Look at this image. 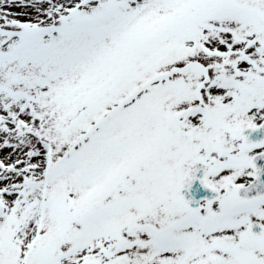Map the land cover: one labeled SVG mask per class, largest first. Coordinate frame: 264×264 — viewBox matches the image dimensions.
Instances as JSON below:
<instances>
[{
	"label": "rangeland",
	"instance_id": "rangeland-1",
	"mask_svg": "<svg viewBox=\"0 0 264 264\" xmlns=\"http://www.w3.org/2000/svg\"><path fill=\"white\" fill-rule=\"evenodd\" d=\"M186 1L0 0V149H8V155L13 153L10 157L5 154L4 161L0 159V251L9 264H22L17 255L21 241L17 232L28 223L26 212L35 208L33 211H41L45 220L49 210H55L51 212L58 217L57 210L77 221L81 217L82 203L75 193L57 204V200L48 199L51 185L49 192L38 189L31 200L34 207L28 209L27 203L23 204L26 192L14 188L21 176L49 186L54 168H50L51 161L49 167L46 165L47 148L50 159L61 162L55 166L59 169L55 179L65 180L67 175V180L79 184L87 176V181H93L97 173L91 165L104 158L101 147L105 152L112 147L111 132L134 122L133 116L129 123L133 108L124 104L116 112L120 120V126H116L110 115L111 106L160 71L167 72L176 65L186 68L192 60L205 57L198 47L204 45L209 34V20L198 17L201 6L197 9L196 4H184ZM168 30H172L170 35L175 33L173 39H169L170 35L163 38ZM225 38L235 48L243 46L247 39L241 32L227 33ZM155 53H163L162 59L169 60L155 61L161 67L165 65L163 70L153 67ZM183 74L177 82L184 81L187 94L196 88L195 79L191 69ZM175 86L170 90L165 87L166 92L152 87L147 100L151 98L153 105L157 99L181 93V87ZM198 100L184 102L183 108L192 110ZM170 101L174 103H169V117L171 108L177 105L172 98ZM202 104L206 109L211 106L208 100ZM189 120L203 127L209 124L208 116L194 114ZM102 121V126L93 129ZM95 138L100 149L92 156ZM89 147L86 158L83 151ZM32 152L37 156L32 158ZM22 161L26 163L22 165ZM11 169L21 170V174ZM211 169L215 173L213 183L223 190L221 201L195 213L180 214L179 208L169 202L168 207L177 210L178 218L175 211H169L167 229H174L175 233H138L130 248L146 252L139 264H234L231 258L238 264L237 259H243L246 250L250 253L244 258L246 264H259V252L252 251L259 250V244L258 248L253 247L247 235L248 221L259 215V202L228 206L234 188L251 180V170L245 168L239 174L227 167ZM165 218L159 222L161 225H165ZM228 234H236L239 244L233 249L217 246V240ZM181 242L186 243L183 250L178 247ZM135 253L131 255L140 261Z\"/></svg>",
	"mask_w": 264,
	"mask_h": 264
},
{
	"label": "flooded vegetation",
	"instance_id": "flooded-vegetation-1",
	"mask_svg": "<svg viewBox=\"0 0 264 264\" xmlns=\"http://www.w3.org/2000/svg\"><path fill=\"white\" fill-rule=\"evenodd\" d=\"M227 4V2H225ZM212 5H219L216 0H211ZM230 8L239 12L236 15V22H241L239 25V29H244L246 24H257V31H250L251 34L260 33L259 30V18L249 12H245L236 8H233L230 4H227ZM256 28V27H255ZM256 44L255 47H248L246 49L251 50V52L256 57V66L255 73L244 79L239 81L228 80L224 82L222 85L217 86L213 85V91L211 92V98L217 99L219 102L224 103L222 105L223 108H229L227 111L222 112L221 118L226 119L223 128L220 127H212L208 134V138L205 140L207 148L209 150V156H212L211 161L219 162L222 165H235L239 162H242L246 159L245 152L251 150H264V139L261 143H258L255 147H249L245 145L241 139V127H237L232 125L230 119L232 115H235L234 110L230 111V108H235V104L238 102H242L243 100H247L250 102L249 106L245 109V114H249L256 118L255 124L259 125V114L263 116L264 110L259 113V100L264 98V72L262 69H259V57L261 60H264L263 53V39L261 35H256V40L252 41L251 44ZM209 44L211 46H215L217 44H221L224 47L225 41L219 40V37L214 34L209 38ZM217 59L214 61L213 66L220 65L222 70L226 68L225 63V53L216 52ZM230 89V90H229ZM227 92V94L222 93L221 91ZM228 101L230 104H228ZM254 105H253V104ZM249 125H253L250 123ZM259 138V137H258ZM259 142V139H253L251 142ZM232 151H237L235 155H230L228 157L218 154V152L230 153ZM213 153V155H212ZM138 163L133 164L128 169L129 175H122L119 177L118 175H106L101 177L97 183L96 188L98 189L99 194L103 195L106 201L105 207L98 213V219H93L89 216L93 211L97 212L99 208L88 206V203H82L80 207V224L85 230V234L87 235V231L89 229L88 221L90 223V229L95 228H105L104 236L110 237L112 232L115 229L126 230L131 236H133L135 232V224H136V202L132 200L127 207H121L118 203L114 202L115 195L119 196L122 192H131L135 194L136 192H141L144 189L152 188V184L155 183V195L153 198L144 197L139 204L141 205V209L144 211L152 208H158L159 210L166 209V181L169 176V172L173 175L171 176L173 179L181 178L184 179L185 175L183 173V167L185 164H181L182 160L178 161L176 164L169 165L166 157H162L158 161L153 159H143L138 160ZM196 163L190 164V166L195 165ZM107 168V166H106ZM99 171L102 169L99 167ZM105 170V169H104ZM68 182L61 181L58 185H54L52 188L54 189V194L59 193V188H63L66 193ZM61 185V187H60ZM55 190H58L57 192ZM114 195V196H112ZM111 196V197H110ZM116 196V197H117ZM111 198L108 200V198ZM112 202V203H111ZM111 203V204H110ZM98 204V202H97ZM142 211L140 213V219H142L145 212ZM127 215L125 218H117L118 215ZM259 222L264 226V201H259ZM82 229V228H81ZM91 238H85V246L94 245L98 242V237H101L99 234H91ZM125 238H122L124 241ZM130 242H134V239L130 240Z\"/></svg>",
	"mask_w": 264,
	"mask_h": 264
},
{
	"label": "water",
	"instance_id": "water-1",
	"mask_svg": "<svg viewBox=\"0 0 264 264\" xmlns=\"http://www.w3.org/2000/svg\"><path fill=\"white\" fill-rule=\"evenodd\" d=\"M236 1L238 4L242 5L244 3V1L247 2V4L245 5L246 8L249 9H254L256 12H258L263 18H264V0H234ZM254 168L259 170V166L258 164H253ZM202 182L201 180H197L195 179V185L194 187L191 186V184H188L186 186H184L183 191L185 194H187L189 196V199L194 195L197 196V194L203 193L204 189L201 186ZM251 186H247L245 188L239 189L238 191V195L240 197H254L257 195L258 190L257 189H253L251 191ZM197 201H194L193 203L196 205Z\"/></svg>",
	"mask_w": 264,
	"mask_h": 264
},
{
	"label": "bare ground",
	"instance_id": "bare-ground-1",
	"mask_svg": "<svg viewBox=\"0 0 264 264\" xmlns=\"http://www.w3.org/2000/svg\"><path fill=\"white\" fill-rule=\"evenodd\" d=\"M109 247H111V245H109V246H105L106 249H108ZM185 247H186V243H185V242H181V243H180V246H179V250H183ZM87 256H89V253H88ZM87 256H86V257H87Z\"/></svg>",
	"mask_w": 264,
	"mask_h": 264
}]
</instances>
